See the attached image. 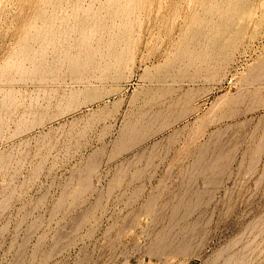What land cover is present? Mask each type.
<instances>
[{"label": "rangeland", "instance_id": "374dc122", "mask_svg": "<svg viewBox=\"0 0 264 264\" xmlns=\"http://www.w3.org/2000/svg\"><path fill=\"white\" fill-rule=\"evenodd\" d=\"M62 1L0 0V264H264V0Z\"/></svg>", "mask_w": 264, "mask_h": 264}, {"label": "bare ground", "instance_id": "6f19581e", "mask_svg": "<svg viewBox=\"0 0 264 264\" xmlns=\"http://www.w3.org/2000/svg\"><path fill=\"white\" fill-rule=\"evenodd\" d=\"M48 1H50V0H48ZM58 1H59V5H60V2H61L62 0H61V1L58 0ZM73 1H74V0H73ZM76 1H77V2H76ZM76 1H74V2L78 4L79 0H76ZM90 1H92V0H90ZM90 1L88 0V2H90ZM95 1H96V0H95ZM97 1H99V0H97ZM104 1H106V0H104ZM114 1H115V0H114ZM114 1H112V4H113ZM118 1H119V0H118ZM120 1L123 2V0H120ZM127 1H128V0H127ZM132 1H133V0H132ZM137 1H138V0H137ZM137 1H136V3L140 4V3L137 2ZM139 1H140V0H139ZM205 1H206V0H205ZM212 1H213V0H212ZM212 1H211V0L208 1L209 3H208V4H205L204 7H205L206 5H208V6H206V8L209 7V6H210V2H212ZM217 1H218V0H217ZM217 1L214 0L213 2L215 3V2H217ZM221 1L224 3L223 0H221ZM221 1H220V2H221ZM235 1H236V0H235ZM56 2H57V1H56ZM62 2H63V1H62ZM62 2H61V4H62ZM66 2H68L67 4H69V6L72 5V4H74V2H72V1H71L72 4H70L71 2H69V1H66ZM81 2H82V1L80 0L79 3H81ZM88 2H87V3H88ZM99 2L101 3V1H99ZM102 2H103V1H102ZM133 2H134V1H133ZM230 2L232 3L233 1H230ZM230 2H229V3H230ZM50 3H51V2H50ZM64 3H65V1H64ZM85 3H86V2H85ZM90 3H92V2H90ZM107 3H109V1L106 2V5H110V4H111V3H109V4H107ZM115 3H117V0L115 1ZM123 3H124V5L126 6L127 3H126V4H125V2H123ZM130 3H131V0H129V5H130ZM217 3H218V2H217ZM226 3H227V1H226ZM235 3H237V2H235ZM235 3H233V4H235ZM239 3H240V0H239ZM244 3H246V1H244ZM244 3H243V4H244ZM55 4H56V3H55ZM55 4H54V5H55ZM57 4H58V3H57ZM77 4H75V5H77ZM81 4H82V3H81ZM81 4L79 5V7L81 6ZM83 4H84V2H83ZM83 4H82V6H83ZM93 4H94V3H93ZM93 4H92V5H93ZM103 4H104V3H102V5H103ZM134 4H135V2H134ZM219 4H220V3H219ZM243 4H242V5H243ZM63 5H64V4H63ZM75 5H73V6H75ZM84 5H85V4H84ZM89 5H90V4H89ZM100 5H101V4H100ZM102 5H101V6H102ZM106 5H105V8H106ZM114 5H115V4H114ZM117 5H119V3H117ZM214 5H216V4H214ZM214 5L211 3L212 9L214 8V7H213ZM223 5H224V4H223ZM228 5H229V4H228ZM244 5H245V4H244ZM247 5H248V4H247ZM61 6H62V5H61ZM77 6H78V5H77ZM82 6H81V7H82ZM86 6H87V5H86ZM101 6H100V7H101ZM119 6H120V7H118V6L115 5L116 8L118 7V9H116V12H118L117 10H122V9H119V8H121V3H120ZM135 6H136V5H134V6L132 5V7H131V5H130V6L127 7V8H128V12H127V9H126L125 11L128 13V15H129V13H130V11H131V9L129 10V8H132V10H134L133 8H134ZM224 6H225V5H224ZM237 6H238V5L235 4V6H233V7H237ZM57 7H58V5H57ZM67 7H68V6H67ZM87 7H89V6H87ZM87 7H86V9H85L87 12H84V9H83L84 6H83V8H82V10H83L82 13H84V16L88 13V9L91 8V7H90V8L87 9ZM93 7H94V6H92V8H93ZM95 7H96V6H95ZM95 7H94V8H95ZM102 7H103V6H102ZM102 7H101V9H102ZM108 7H109V6H108ZM108 7H107V8H108ZM110 7H111V5H110ZM112 7H113V5H112ZM122 7L125 8L124 6H122ZM225 7H226V6H225ZM227 7H228V6H227ZM227 7H226V8H227ZM230 7H231V6H229V9H230ZM233 7H231L232 10H233ZM239 7H240V6H239ZM243 7H244V6H243ZM246 7H247V6H246ZM60 8H61V7H60ZM62 8L65 9V7H62ZM70 8H71V6H70ZM75 8H76V10L78 9V7H76V6H75ZM96 8H97V9H95L96 11H100V10H101V9L98 10V7H96ZM107 8H106V10H104L105 12H106L108 9H109V11H111V8H108V9H107ZM113 8H114V7H113ZM136 8H138V7L136 6ZM215 8H216V10H217V9L220 10V8H217V7H215ZM221 8H224V7H221ZM240 8H241V7H240ZM43 9H44L45 12H47V11L45 10V8H42V10H43ZM54 9H56V8L54 7ZM57 9H58V8H57ZM57 9L54 10L53 12L55 13V11H57ZM64 9H63V10H64ZM66 9L68 10V8H66ZM71 9H72V10H75L73 7H72ZM212 9H211V10H212ZM245 9H246V8H245ZM42 10L40 9L39 11L41 12ZM47 10H48V9H47ZM51 10H52V9H51ZM51 10H50V11H51ZM60 10H62V9H60ZM67 10H66V11H67ZM79 10H80V9H78V12H79ZM102 10H103V9H102ZM113 10H114V9H112V13L115 12V10H114V11H113ZM207 10L210 11V9H207ZM216 10L213 9V12H215ZM219 10H217L216 14H214V15H218V14H219L218 12H221L223 9H222L221 11H219ZM227 10H228V9H227ZM227 10H224L225 13L227 12ZM48 11H49V10H48ZM50 11H49V12H50ZM58 11H59V10H58ZM58 11H57V12H58ZM70 11H71V10H70ZM89 11H90V13H91V11L93 12L92 9L89 10ZM122 11H123V10H122ZM122 11H121V12H122ZM134 11H136V10H134ZM204 11H205V10H204ZM224 11H223V12H224ZM228 11H229V10H228ZM242 11H243V9H242ZM45 12H44V15H46ZM51 12H52V11H51ZM53 12H52V13H53ZM61 12H62V11H61ZM61 12H59V14H60ZM74 12L76 13V15L78 14L77 11H74ZM80 12H81V11H80ZM101 12H102V11H101ZM101 12H100V13H99V12H96L97 15H96L94 12H93V13H94V15H96V16L98 17V15H100ZM107 12H108V11H107ZM132 12H133V11H132ZM132 12H131V13H132ZM205 12H207V11H205ZM210 12L212 13V11H210ZM229 12L231 13V11H229ZM235 12H237V11H235ZM240 12H241V9H240ZM41 13H43V12H41ZM63 13H64V12H63ZM71 13H72V12H71ZM75 13H74V15L72 16V17H74V19L76 18ZM85 13H86V14H85ZM112 13H111V14H112ZM134 13H135V12H134ZM134 13H132V14L134 15ZM200 13H201V12H200ZM211 13H210V14H211ZM217 13H218V14H217ZM47 14H48V13H47ZM56 14H58V13H56ZM56 14H55V15H56ZM61 14H62V13H61ZM65 14H67V12H66ZM102 14H103V13H102ZM102 14H101V15H102ZM115 14H117V13H115ZM118 14H119V13H118ZM132 14H130V15H132ZM201 14H202V13H201ZM201 14H200V16H201ZM206 14H207V13H205L204 16H205ZM210 14H209V15H210ZM220 14H222V13H220ZM220 14H219V15H220ZM223 14H224V13H223ZM226 14H227V13H226ZM231 14H233V13H231ZM231 14H230V15H231ZM236 14L238 15V13H236ZM38 15H40V14H37V16H38ZM49 15H51V14H49ZM53 15H54V14H53ZM53 15H51V16H53ZM78 15H79V14H78ZM78 15H77V17H78ZM81 15H82V14H81ZM105 15H106V14H104V16H101V17L104 18V20H107V19H105ZM123 15H125L124 11H123ZM128 15H126V16H128ZM130 15H129V16H130ZM133 15H132V17H133ZM207 15H208V14H207ZM214 15H211V16L213 17ZM233 15H234V14H233ZM239 15H240V14H239ZM37 16H36V18H37ZM58 16H59V15H58ZM58 16H55V18H57ZM64 16H65V15H64ZM69 16H70V15H69ZM89 16H90V14H89ZM91 16H93V15H91ZM91 16H90V17H91ZM113 16H115V15H113ZM200 16H199V17H200ZM204 16H203V17H204ZM211 16H210V17H211ZM227 16H228V15H227ZM235 16H236V15H235ZM39 17H40V16H39ZM46 17H47V16H46ZM53 17H54V16H53ZM59 17H60V16H59ZM61 17H62V18H61ZM61 17H60V18H61V20H62V19H63V16H61ZM67 17H68V16H67ZM82 17H83V16H82ZM101 17H100V18H101ZM111 17H112V16H111ZM115 17H116V16H115ZM117 17H118V16H117ZM197 17H198V15H197ZM210 17H209V19H210ZM212 17H211V18H212ZM43 18H44V16H43ZM80 18H81V16H80ZM80 18H76L75 20H77V19L79 20ZM83 18L86 19V22H87V18H88V17L86 16V18H85V17H83ZM91 18H94V16L91 17ZM100 18H99V19H100ZM102 18H101V19H102ZM108 18H109L108 20L111 19L110 17H108ZM121 18H122V16H121ZM123 18H124V17H123ZM128 18H129V20H130V17H128ZM200 18H201V17H200ZM221 18H222V17H220V18H218V19H221ZM226 18H227V17H226ZM230 18H231V17H228V20H227L228 22H229V19H230ZM232 18H233V17H232ZM46 19H47V18H46ZM50 19H52V18H50ZM58 19H59V18H58ZM58 19H56V20H58ZM69 19H70V17H69ZM69 19H68V20H69ZM72 19H73V18H72ZM74 19H73V20H74ZM84 19H83V20H84ZM88 19H89V18H88ZM114 19H116V18H114ZM117 19L120 20L119 17H118ZM117 19H116V20H117ZM125 19H127V18L125 17ZM131 19H132V18H131ZM201 19H202V18H201ZM218 19H214V20H218ZM235 19H236V18H235ZM39 20H40V19H39ZM43 20H45V19H43ZM48 20H49V19H48ZM92 20H93V19H92ZM94 20H96V17H95ZM111 20H112V19H111ZM196 20H197V19H196ZM199 20H200V19H199ZM206 20H208V19H207V16H206ZM221 20H224V19H221ZM84 21H85V20H84ZM84 21H83V23H85V25H84V24H83V25H84V27H85V26H86V22H84ZM102 21H103V20H102ZM201 21H202V20H201ZM210 21H211V20H210ZM210 21H208V22H210ZM224 21H225V20H224ZM90 22H91V21H90ZM202 22H203V21H202ZM202 22H200V24H201L200 27L202 26ZM222 22H223V21H222ZM222 22H221V23H222ZM225 22H226V21H225ZM87 23H89V22H87ZM103 23H104V22H102L101 24H103ZM203 23H205V22H203ZM206 23H207V22H206ZM223 23H224V22H223ZM90 24H91V23H90ZM90 24H89V25H90ZM113 24H114V23H113ZM210 24H211V23H210ZM219 24H220V23H219ZM83 25H82L81 29H82V28L84 29ZM91 25H92V24H91ZM91 25H90V26H91ZM103 25H104V24H103ZM94 26H95V24L93 25V27H86V28H88V29L90 28L88 32H91V29L94 28ZM198 26H199V25H198ZM198 26H197V27H198ZM206 26H207V24H206ZM208 26H209V25H208ZM210 26H211V25H210ZM210 26H209V28H210ZM221 26H222V25H221ZM227 26H228V24H227ZM47 27H48V26H47ZM47 27H46V28H47ZM95 27H96V30H97V26H95ZM99 27H100V25L98 26V28H99ZM103 27H105V25H104ZM200 27H198V28H199L198 31H200V29L203 31V29H202L203 26H202V28H200ZM224 27H225L224 29L227 28L226 26H224ZM46 28H44V30H45ZM52 28L54 29V27H51V30H52ZM68 28H69V27H68ZM86 28H85V29H86ZM209 28H208V29H209ZM220 28H221V27H220ZM48 29H49V33H50V28L48 27ZM72 29H73V28H72V26H71V28L68 29V30H72ZM85 29L83 30V32L85 31ZM99 29L102 30V31L104 30V29H102V25H101V28H99ZM195 29H197V28H195ZM221 29H223V28H221ZM68 30H67L66 32H68ZM93 30H95V29H93ZM100 30H99V31H100ZM42 31H43V30H42ZM72 31H74V30H72ZM72 31H71V32H72ZM86 31H87V29H86ZM202 31H201V32H202ZM208 31H210V30H208ZM220 31H221V30H220ZM224 31H225V30H223L222 32H224ZM226 31H227V29H226ZM39 32H40V31H38V33H39ZM43 32L45 33L46 31H43ZM47 32H48V31H47ZM55 32H56V31H55ZM62 32H63V31H62ZM64 32H65V31H64ZM93 32H94V31H93ZM194 32L197 33V31H194ZM222 32H221V33H222ZM84 33H85V32H84ZM84 33H83V34H84ZM91 33H92V32H91ZM196 33H195V34H196ZM209 33H211V32H209ZM209 33H207V34H209ZM212 33H213V32H212ZM217 33H218V32H217V30H216V33L214 34V36H215ZM219 33H220V32H219ZM80 34H81V33H80ZM191 34H193V33H191ZM197 34H198V36H201V37L203 36V34H202V35H200L199 33H197ZM204 34H205V28H204ZM223 34H224V33H223ZM223 34H222V35H223ZM205 35H206V34H205ZM212 35H213V34H212ZM83 36H84V35H83ZM193 36H194V35H193ZM195 36H196V35H195ZM216 36H220V34H219V35H216ZM196 37H197V36H196ZM196 37H195V38H196ZM201 37H200V38H201ZM198 38H199V37H198ZM216 38H217V37H216ZM191 39H194V37L192 38V36H191ZM85 40H86V39H85ZM79 45H80V44H79ZM87 45L89 46L90 44H89V43H88V44H85V43L82 44V43H81L80 47H86ZM88 46H87V47H88ZM89 47H90V46H89ZM80 49H81V48H80ZM185 50H186V48H185ZM188 50H189V47H188ZM68 51H69V50H67V52H68ZM81 51H82V49H81ZM189 51H190V53H191V49H190ZM189 51H188V54H189ZM82 52H83V51H82ZM184 52H187V51H184ZM65 53H66V52H65ZM68 53H69V52H68ZM78 53H79V56H80V53H81L80 50H79ZM78 53H77V55H78ZM192 53H193V52H192ZM183 54H184V53H183ZM185 54L187 55V53H185ZM37 55H38V54H37ZM77 55H76L75 58L78 57ZM64 56H66V54H64ZM69 56L72 57L73 54H72V53H71V55L68 54V56H66V57L69 59ZM74 56H75V55H74ZM182 56H185V55H182ZM189 56H190V54H189ZM189 56H188V59L190 58L189 60H191L192 57H191V56L189 57ZM185 57H187V56H185ZM35 58H36V56H35ZM67 58H66V59H67ZM80 58L83 59L81 56H80ZM263 58H264V56H263ZM39 59H40V58H39ZM72 59H73V58H72ZM40 60H41V59H40ZM92 60H94V59H92ZM261 60H262V58H261ZM42 61H43V60H41V61H39V62L42 63ZM59 61H62V60H59ZM59 61H58V62H59ZM86 61H88V60L86 59ZM86 61L84 62V63H85L84 65H86V64L88 63V62H86ZM43 62H44V61H43ZM71 62H72V61H71ZM76 62H77L76 64L78 65L77 67H79L78 59H77ZM81 62H83V61H81ZM89 62H90V59H89ZM259 62H260V61H259ZM41 63H40V64H37V65L40 66ZM56 63H57V62H56ZM257 63H258V62H257ZM43 64H44V63H43ZM57 64H58V63H57ZM73 64H75V62H74ZM81 65L83 66L82 63L80 64V66H81ZM254 65H255V64H254ZM256 65H257V64H256ZM256 65H255V67H256ZM258 65H259V64H258ZM258 65H257V66H258ZM74 66H75V65H74ZM252 67H254V66H252ZM258 67H259V66H258ZM260 67H262L261 71H264V59H263V61L260 63ZM256 68H257V67H256ZM254 69H255V68H254ZM256 71H257V70H256ZM253 72H255V70H253ZM263 73H264V72H263ZM256 74H257V73H256ZM252 75H254V74H252ZM260 76H261V74H260ZM260 76H259V77H260ZM257 77H258V75H257ZM257 77H256V78H257ZM263 77H264V76H263ZM254 78H255V77H254ZM261 79H262V76H261ZM258 80H260V79H258ZM262 80H263V79H262ZM260 81H261V80H260ZM237 95H238V97H240V96H239L240 93H237ZM227 96H228V94H227L226 96H224V99H225V97H227ZM232 96H233V97H232ZM232 96H230L229 98H231V97L234 98L236 95H235V96L232 95ZM243 96H244V95H243ZM243 96H242V98H243ZM6 97L8 98L7 95H6ZM6 97L2 98V101H3V102H4V100L6 99ZM236 97H237V96H236ZM232 98H231V99H232ZM235 99L237 100V98H235ZM238 99H239V98H238ZM6 100L9 101V98L6 99ZM226 100H228V99H226ZM233 100H234V99H233ZM8 101H7V102H8ZM238 101H239V100H238ZM238 101H236V102H238ZM3 102H1V103L4 105L5 102H4V103H3ZM232 102H233V101H232ZM8 103H9V102H8ZM226 103H230V100H229V102H226ZM2 104H0V105H2ZM3 105L1 106V108L3 107ZM0 112H1V111H0ZM2 112H3V110H2ZM5 160H6V159H5ZM5 160H4V161H5ZM188 207H190V206L188 205ZM165 231H166V230H165ZM168 231H169V230H168ZM164 233H166V232H164ZM160 234H162V233H160ZM162 236H163V237L166 236L165 238H163V241H164V239H166V238L168 239V235H164V234H163V235H161V237H162ZM161 237H160V238H161ZM183 237H184V238H182L183 240L186 239L185 236H183ZM187 237H188V236H187ZM158 238H159V236H158ZM167 239L164 241V243H165L166 241L168 242L169 239H168V240H167ZM182 239H180V240H182ZM157 240H158V239H157ZM180 240H177V241H179V242L176 243V248H177L178 246L181 247V244H180V243H182L183 241L180 242ZM158 241H159V240H158ZM158 241H157V242H158ZM163 241H162V243H163ZM187 241H188V240H187ZM187 241H186V243H188V244H186L185 241L183 242V243L186 244V245H183V247H184V246H186V247L188 246V247H189V244H191V243H189V242H187ZM172 242H175V241H172ZM160 243H161V242H159L158 244H160ZM170 243H171V241H170ZM183 243H182V244H183ZM177 244H180V245L177 246ZM173 246H174L173 248H175V244H174ZM183 247H182V249L185 248V247H184V248H183ZM189 248H190V247H189ZM156 249H157V248H156ZM166 249H167V248H166ZM180 249H181V248H180ZM186 249H187V248H185L184 251H186V253H187L188 251H187ZM154 250H155V249H154ZM157 250H158V249H157ZM167 250H168V249H167ZM170 250H172V249L170 248ZM176 250H178V249H176ZM188 250H190V249H188ZM223 250H224V253H226V252H225V249H223ZM159 251L161 252V250H158V253L160 254ZM178 251L180 252V250H178ZM220 251H221V250H220ZM226 251H228V249H226ZM155 252H156V251H155ZM162 252H163V250H162ZM162 252H161V254H162ZM228 252H230V251H228ZM182 253H183V252H182ZM184 253H185V252H184ZM218 253H221V252H218ZM222 253H223V252H222ZM230 253H231V252H230ZM234 253H235V252H233V254H234ZM241 253H242V252H240V254H241ZM245 253H247V252H245ZM155 254H157V253H155ZM161 254H160V256H161ZM166 254H167V253H166ZM236 254H237V253H236ZM242 254H243L244 257H246L245 254H244V252H243ZM248 254H249V253H248ZM218 255H219V254H218ZM226 255H228V254L226 253ZM229 255H230V254H229ZM231 255H232V254H231ZM231 255H230L229 257H232V256H233V255H232V256H231ZM238 255H239V254H238ZM246 255H247V254H246ZM221 256H223V254H222ZM241 256H242V255H241ZM241 256H240V259H239V260L242 259L243 256H242V257H241ZM162 257H164V256L162 255ZM224 257H225V256H224ZM244 257H243V258H244ZM247 257L249 258V256H247ZM219 258H220V257H219ZM221 258H222V257H221ZM238 258H239V257H238ZM238 258L235 259V258L232 257V259L229 258V259H231V260H229V259H228V256H227L226 259H228V261L226 262L225 260H223V262L225 261V262H224L225 264H226V263H228V264L230 263V264H231V262H233V259H235V260H237V261L240 263V261L238 260ZM248 258H247V259H248ZM244 260H245V259H244ZM244 260H243V261H244ZM248 260H249V259H248ZM248 260H246V261H248ZM164 261H165V260H164ZM167 261H168V259H167ZM230 261H231V262H230ZM237 261H235V262L237 263ZM243 261H241V262H243ZM218 262H219V261H218ZM235 262H233V263L235 264ZM249 262H250V261H248V263H249ZM167 263H168V262H167ZM213 263H215V261H214ZM221 263H222V262H221ZM224 263H223V264H224ZM239 263H237V264H239ZM244 263L246 264L245 261L243 262V264H244Z\"/></svg>", "mask_w": 264, "mask_h": 264}]
</instances>
